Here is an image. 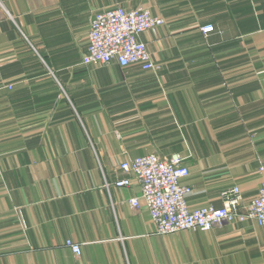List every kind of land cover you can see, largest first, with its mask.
<instances>
[{"label": "crops", "instance_id": "1", "mask_svg": "<svg viewBox=\"0 0 264 264\" xmlns=\"http://www.w3.org/2000/svg\"><path fill=\"white\" fill-rule=\"evenodd\" d=\"M116 6L164 19L140 36L158 71L84 63ZM150 153L182 156L191 208L257 196L264 0H0V264H264L252 221L158 234L119 167Z\"/></svg>", "mask_w": 264, "mask_h": 264}, {"label": "built area", "instance_id": "2", "mask_svg": "<svg viewBox=\"0 0 264 264\" xmlns=\"http://www.w3.org/2000/svg\"><path fill=\"white\" fill-rule=\"evenodd\" d=\"M164 23L161 16L148 8L127 10L116 6L97 12L91 20L87 35L88 49L83 56L85 64L107 65L113 61L121 67L138 65L145 72H156L161 66L153 59L141 34L154 31ZM204 33L215 30L211 24L202 28ZM119 167L133 173L141 184L142 194L130 204L139 208L143 201L151 213L158 234L184 230L210 231L215 227L237 222L252 221L264 226V162L259 166L261 187L259 193L247 202L239 186L223 193L222 207L202 206L191 208L187 198L192 188L182 183L190 175L180 154L162 157L156 153L121 162ZM131 178L119 179L118 187L128 186ZM109 186V183H106ZM66 245L80 255L81 245L72 239Z\"/></svg>", "mask_w": 264, "mask_h": 264}]
</instances>
